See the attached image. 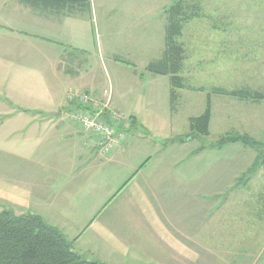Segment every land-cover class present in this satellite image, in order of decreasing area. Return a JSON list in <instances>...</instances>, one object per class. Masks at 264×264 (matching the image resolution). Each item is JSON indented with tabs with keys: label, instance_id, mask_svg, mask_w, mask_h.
Segmentation results:
<instances>
[{
	"label": "crops",
	"instance_id": "obj_1",
	"mask_svg": "<svg viewBox=\"0 0 264 264\" xmlns=\"http://www.w3.org/2000/svg\"><path fill=\"white\" fill-rule=\"evenodd\" d=\"M87 11H92L91 0L86 7L54 0H0V211L40 216L59 229L87 262L204 264L206 249L218 248L221 243L222 199L215 198L217 192L213 187L221 183L220 179L205 178L199 171L189 175L190 167L175 179L181 184L188 180L200 183L197 192L202 197L209 196L210 201L205 204L211 205L212 214L206 221L202 201L199 211L203 219L198 222H190V215L197 214L189 209V217L186 211L180 220L174 207L166 206V212L161 213L148 194L156 189L137 184L147 171L156 174L157 169L163 168L165 173L170 166L166 159L146 158L140 151L142 144L151 142L156 131H162L167 116L170 117L163 107L162 113H158L159 94L164 101L167 96L170 102L173 90L170 76L147 70L150 63L163 58L164 49L158 56L149 34L142 39L143 42L146 38L147 43L137 42L138 50L126 55H112V60L104 53L91 57L86 48L91 28ZM165 78L167 81H163ZM106 86L111 89L110 105L126 118L123 125L126 139L102 160L96 155V137L69 118L66 91L73 88L101 99ZM184 91L190 90L186 86L174 89L175 97ZM58 111V115L51 114ZM157 118L161 119L160 129L150 124ZM153 143L156 145L157 141ZM110 168L114 169L113 177L120 181H124L121 174L124 168L131 174L120 187L106 188L105 199L125 190L133 195L140 205L135 211L137 221L148 227L150 244L158 251L148 254L139 244L129 243L107 225L95 223L105 205H95L96 198L104 190L101 180ZM96 176L100 178V187ZM253 179L238 181L235 175L225 203L230 196L236 197L239 182L246 184L240 190L245 191L246 199L252 200L248 204L263 207L264 183L253 186ZM158 180L170 185L174 179L160 176ZM169 191L165 188L166 193ZM251 219L257 221L254 215ZM256 221L251 223V229ZM205 226H210L207 231ZM91 228L92 233L87 235ZM250 259L253 258L249 257L246 264H254ZM211 260V264H218L219 259Z\"/></svg>",
	"mask_w": 264,
	"mask_h": 264
},
{
	"label": "rangeland",
	"instance_id": "obj_2",
	"mask_svg": "<svg viewBox=\"0 0 264 264\" xmlns=\"http://www.w3.org/2000/svg\"><path fill=\"white\" fill-rule=\"evenodd\" d=\"M182 4L185 18L181 22L180 35L174 39L183 51L177 75L183 81L182 85L190 91L178 93L171 107L173 109L170 108L168 97L164 101L159 94L158 113H162L163 107L167 113L170 112L171 119L167 116L162 131H156L151 142L142 144L140 151L146 158L156 161L166 159L170 166L165 173L163 168L157 169L156 174L147 171L146 176H142L136 183L156 189L148 194L151 196L150 202L152 200L161 213L166 212V206L168 209L174 207L179 220L187 211L188 217L190 213L197 214L195 217L190 215V222H198L203 219L199 211L202 201L205 220L212 214L211 205L206 207L210 201L207 198L209 196L202 197L197 192L200 183L188 180L186 184H181L175 179L187 167H190L189 175L192 172L198 174L199 171L205 178L218 177L221 183L213 187L217 192L215 198L222 199L219 217L221 243L218 248L206 249L204 264H211L212 257L219 259L218 264H246L249 257L253 258L250 262L254 264H264V202L260 208L250 206L248 203L252 200L246 199L245 191L240 190L246 184L239 182L236 184L239 190L236 197L231 199L230 196L227 203L224 200L230 194L229 187L233 185L235 175L238 181L254 178L253 186L264 183V166L259 165L253 170L251 168L258 155L264 151V103L213 92L215 88H220L225 91L242 89L264 94V0H182ZM171 5L172 0H91L92 11H87L86 16L91 26L86 45L88 54L97 57L104 53L106 57L111 56L112 60V55L123 56L138 50L136 43H141L144 35L147 37L150 34L159 56L166 49L165 35ZM145 39L143 42L147 43ZM180 73L184 75L183 78ZM208 94L212 115L209 135L196 136L190 132L189 118L204 113ZM110 108L116 110L113 105ZM160 120L152 119L150 124L160 129ZM225 135H247L256 142L245 145L236 141L224 145L221 150L209 147ZM153 141H157V144L154 145ZM203 146H207L204 154H193ZM160 150L165 151L159 153ZM113 172L114 169L110 168L101 180L104 190L96 198L95 205H105L96 216L95 223L107 225L116 235L122 236L129 243L139 244L148 254H152L153 250L158 251L150 244L148 227L137 221L135 211L140 205L133 195L125 190L105 199L106 188L110 190L114 185L120 187L131 174L124 168L121 173L124 181H120V178L113 177ZM160 176L173 178L170 183L172 186L159 183ZM96 181L100 187V178L97 176ZM165 188L171 191L166 193ZM167 195L172 197L167 199ZM252 215L257 221L251 219ZM254 221L256 225L251 229ZM209 227L205 226L206 231ZM91 233L92 228L87 235ZM250 237L253 241H250ZM113 262L110 264H119Z\"/></svg>",
	"mask_w": 264,
	"mask_h": 264
},
{
	"label": "trees",
	"instance_id": "obj_3",
	"mask_svg": "<svg viewBox=\"0 0 264 264\" xmlns=\"http://www.w3.org/2000/svg\"><path fill=\"white\" fill-rule=\"evenodd\" d=\"M71 6H89L90 0H54ZM185 14L182 0H172L168 10V25L166 28V49L161 60L150 63L147 70L161 75H169L173 90L170 92V104L175 100L174 89L182 88V81L177 75L182 61V48L175 44L174 39L180 35L181 22ZM214 93L231 95L239 99L264 100V94L247 90L225 91L215 88ZM211 118L210 96L203 114L189 118L190 132L196 136L209 135ZM240 141L253 145L256 141L243 136H223L213 146L216 149L224 145ZM203 146L194 151L198 154L205 150ZM259 165L264 166V151L258 155L252 164V170ZM0 264H106L87 262L85 258L73 250L71 241L56 227L48 224L38 215H15L11 211H0Z\"/></svg>",
	"mask_w": 264,
	"mask_h": 264
},
{
	"label": "built area",
	"instance_id": "obj_4",
	"mask_svg": "<svg viewBox=\"0 0 264 264\" xmlns=\"http://www.w3.org/2000/svg\"><path fill=\"white\" fill-rule=\"evenodd\" d=\"M111 89L104 98L92 97L88 92L70 88L66 91L68 116L82 129L96 137V155L106 158L126 139L124 115L110 108Z\"/></svg>",
	"mask_w": 264,
	"mask_h": 264
},
{
	"label": "water",
	"instance_id": "obj_5",
	"mask_svg": "<svg viewBox=\"0 0 264 264\" xmlns=\"http://www.w3.org/2000/svg\"><path fill=\"white\" fill-rule=\"evenodd\" d=\"M60 113V111H58V112H54V113H51V114H53V115H58Z\"/></svg>",
	"mask_w": 264,
	"mask_h": 264
}]
</instances>
